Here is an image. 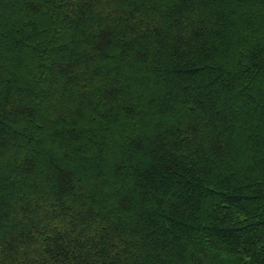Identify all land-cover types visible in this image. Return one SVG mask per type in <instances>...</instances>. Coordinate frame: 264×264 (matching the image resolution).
Wrapping results in <instances>:
<instances>
[{
	"label": "trees",
	"instance_id": "obj_1",
	"mask_svg": "<svg viewBox=\"0 0 264 264\" xmlns=\"http://www.w3.org/2000/svg\"><path fill=\"white\" fill-rule=\"evenodd\" d=\"M0 264H264V0H0Z\"/></svg>",
	"mask_w": 264,
	"mask_h": 264
}]
</instances>
